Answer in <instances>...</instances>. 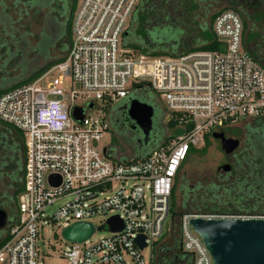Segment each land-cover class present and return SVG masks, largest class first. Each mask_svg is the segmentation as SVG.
<instances>
[{"label": "built area", "instance_id": "1", "mask_svg": "<svg viewBox=\"0 0 264 264\" xmlns=\"http://www.w3.org/2000/svg\"><path fill=\"white\" fill-rule=\"evenodd\" d=\"M138 1L81 0L65 61L0 96V122L23 135L25 150L23 193L14 219L0 230V264H41L39 230L45 225L62 230L76 222L102 226L107 236L94 240L96 230L80 244L62 239L66 264H151L142 252L171 229L173 186L190 149L198 150L214 132L264 119V68L244 50L236 13L222 10L213 19L218 51L152 58L120 45ZM66 79L75 89L69 94L60 88ZM140 83L164 101L168 120L181 133L142 159H117L109 148L98 147L109 129L103 109ZM74 107L83 110L80 122L71 117ZM49 176L55 179L49 182ZM101 216L106 217L103 224L91 223ZM112 217L121 223L120 231L109 230ZM193 218L264 216H179L181 250L191 255L192 264H212L188 225ZM138 237L146 245L142 250L135 244Z\"/></svg>", "mask_w": 264, "mask_h": 264}, {"label": "trees", "instance_id": "2", "mask_svg": "<svg viewBox=\"0 0 264 264\" xmlns=\"http://www.w3.org/2000/svg\"><path fill=\"white\" fill-rule=\"evenodd\" d=\"M76 1L12 0L10 9H2V13L0 14L1 24L4 25L2 26V32L4 36L9 37V45L0 39L1 68L4 69L5 66L12 67L16 64L19 70L17 76L7 77L6 75H0V96L15 88L31 83L40 75L65 61L70 42L71 21L76 9ZM186 1V3L189 2V0ZM168 3L169 0H158V3H152L151 0H139L122 34L120 41L121 48L135 55L152 58H172L193 51L213 52L219 50V43L214 39L212 33V22L218 12L222 10L212 12L207 22L199 25L198 30L200 33L198 38L190 37L185 40L180 39L179 42L175 40L174 43H171L172 50H168L169 46H167V41H161L162 37H166V32L172 27L171 19L167 18L165 13L167 12ZM171 3L172 5H176V3L177 5L178 3L182 4L179 0H173ZM188 4L190 6L191 2ZM0 5L3 6L1 3ZM15 9L19 12L18 20L21 19V15L23 16L25 14L24 16L29 15L39 21L40 31L36 36L28 33L15 35L16 29H12L11 20L7 15L8 10L13 11ZM188 18L192 19L193 17ZM6 24L11 27V33L6 32ZM247 28L245 22H243L244 33H246L245 30L249 31L248 36L250 40L248 43H251L252 40L254 41L255 34L250 32V28ZM242 44L244 50L264 68L263 56L256 53L259 45H257L254 53L247 49L243 40ZM56 51L57 54L54 55ZM35 61H42L43 65L36 67L33 64ZM141 88L146 89L148 87L141 83L133 84L130 91L140 90ZM175 125L176 123L171 120L167 123L166 127L171 130V135L164 139L163 143H166L173 134L179 135L181 133L180 130L175 128ZM220 131L227 132L233 138H241L242 145L252 149L250 151L254 155L252 160L256 163V167L258 166L263 169L262 174L264 176V119L250 120L248 123L244 122L242 129L233 126ZM208 137L205 138V143L208 142ZM158 146L156 144L146 154L132 156V159H142ZM202 150L190 149V152H202ZM24 163L25 150L23 135L12 126L0 122V193L3 198L2 206L3 208L9 207L10 211L15 214L18 198L23 193ZM176 185L177 178L171 195L172 203L174 202ZM217 204L220 207L233 206V209H242L245 205L242 201L233 202L229 200L219 201ZM199 209V205H190L184 212L213 215L237 214L234 210L233 213L216 214L203 212ZM237 212L241 213L239 211ZM185 213H180L178 218ZM242 214L264 216V211L245 212ZM171 215V229L162 238L163 240L167 237V241L161 245V241H158L153 245L151 264H192L191 255L184 253L180 248V230L179 224L175 222L176 214L171 212Z\"/></svg>", "mask_w": 264, "mask_h": 264}, {"label": "flooded vegetation", "instance_id": "3", "mask_svg": "<svg viewBox=\"0 0 264 264\" xmlns=\"http://www.w3.org/2000/svg\"><path fill=\"white\" fill-rule=\"evenodd\" d=\"M182 4L186 1L179 0ZM191 6L197 10L203 11L204 19H207V14L211 10H230L236 13L242 23L245 22L247 29L255 34L254 41L248 43L249 36L248 30L242 31V40L248 50L255 53L257 43L256 40L260 39L261 31L259 27L264 25V0H189ZM188 2V3H189ZM219 6V7H218ZM250 26V27H249ZM168 50H172L170 46ZM262 61V59H261ZM122 104L118 108L109 110L106 113L109 129H116L119 133V138L122 145L131 156H141L146 154L153 148L157 141L162 138L167 127L168 115L166 109L154 107L153 117L150 127L143 125L137 126L131 121L126 114V106L130 100V94L122 99ZM146 103V102H143ZM148 104V103H146ZM215 133H222L226 139L238 140V148L230 154H225L220 147L219 139L210 136L208 140H214L219 144V150L222 161L219 163L214 171V177L211 180L200 179L196 184L195 190L190 189L189 200L181 202V209L187 210L190 205L195 206L197 199H208L210 201L203 202L199 205L201 211L208 213H237L223 214L221 216H236L243 215L242 213L248 212H263L264 211V176L263 169L255 166L251 154V148L242 145L241 138H233L225 131ZM159 142V141H158ZM205 142V141H204ZM205 146V145H204ZM264 151V148H263ZM108 154L115 156L118 152L108 149ZM194 153L189 152L188 158ZM186 159V160H187ZM182 164L181 168L183 167ZM227 165L228 169L223 170L222 166ZM181 171V169H180ZM180 173V172H179ZM176 190L174 191L175 195ZM194 195V196H193ZM242 201L245 205L242 209H233V206H218L219 201ZM237 211L241 212L238 213ZM219 215V214H218Z\"/></svg>", "mask_w": 264, "mask_h": 264}, {"label": "rangeland", "instance_id": "4", "mask_svg": "<svg viewBox=\"0 0 264 264\" xmlns=\"http://www.w3.org/2000/svg\"><path fill=\"white\" fill-rule=\"evenodd\" d=\"M173 0H169L168 6H167V18L171 19L172 27L166 32V37H162L161 41H167V46H171V43H174L175 40L178 42L180 39L185 40L186 38L190 37H196L199 36V25H202L204 22H207L208 18L212 14V12H216L217 10H211L209 14H207V19H204L203 17V11L197 10L194 8V6H189L188 3L180 4L176 3V5H172ZM186 1V0H183ZM81 0L76 1V6L79 5ZM152 3H158V0H151ZM182 2V1H181ZM187 2V1H186ZM0 3L3 5H0V14L2 13V9H10L12 0H0ZM219 7V6H218ZM17 9L15 10H8L7 15L11 20L12 23V29L15 28V35L18 34H31L33 36H36L40 31L39 21L33 19L31 16L26 15L22 16L21 19H19ZM188 17H193L192 19ZM2 25L0 21V39L3 40L5 43H9V37L4 36L2 30ZM6 32L11 33V27H9L6 24ZM259 30L261 31V39L256 40L257 47L256 53L259 55H262L264 58V25L259 27ZM169 40V41H168ZM1 44V42H0ZM9 45V44H8ZM7 45V46H8ZM3 50V49H2ZM12 51V49H11ZM1 54V52H0ZM57 54L54 53V55ZM36 67H40L43 65L42 61H35ZM1 61H0V75H6L8 76H17L19 68L15 64L14 66H5L4 69L1 68ZM50 81V76L45 80V83ZM62 91H64L66 94L71 93L74 89L73 83L70 80H65L62 85L60 86ZM130 98L131 99H137L140 102H146L149 105H153L154 107H160L162 109H166V105L163 100L159 98L156 92L151 91L148 88H141L140 90L130 91ZM78 98L75 100L76 104H80V96L77 94ZM123 100L118 101L117 103L111 105V106H105L103 111L108 112L109 110L118 108L120 104H122ZM245 123L250 122V120L244 121ZM241 122L239 124H236L235 127L242 129L243 123ZM171 130L166 129L164 135L159 141H157L158 145L163 144L164 139L167 137H170ZM209 138V137H208ZM210 139V138H209ZM205 145V146H204ZM98 147L100 149L102 148H113L115 151L118 152V156L120 158H126L130 159L131 156L126 155V151L124 146L121 143V140L119 138V133L116 129H110L108 132L105 133V135L101 138V140L98 143ZM199 149H203L202 152H195L190 158H188L185 162L183 167L181 168L180 173L177 176V185H176V192L174 197V202L171 201V212L176 214L175 222L178 223V215L180 213H185V210L181 209V202L184 200H189V192L190 189L195 190L196 184L198 181L202 178L204 180L208 179L210 181L211 177H214V171L216 166L221 163L222 158L219 150V144L214 140H208L207 143L204 142L203 146H201ZM194 196V195H193ZM206 201H210L206 198L204 199H197L196 205H200L203 202L206 203ZM3 198L1 197L0 193V210H3L6 215V224H10L11 221L15 217V213L10 211V208H3L2 206ZM58 205V204H56ZM55 205V207H56ZM53 209V208H52ZM106 220V217H95L91 219V223L94 225H100L103 224ZM106 229L99 231L93 235V239L97 240L101 237H106L107 232ZM165 236V234H164ZM163 236V237H164ZM160 245L167 241V237L163 240H160ZM36 247L38 250L39 258L41 264H66V261L61 258V253L64 250L65 243L62 240L61 237V229L55 225H45L42 229L39 230V239L36 241ZM143 258L146 262H148L152 258V247H148L142 252Z\"/></svg>", "mask_w": 264, "mask_h": 264}, {"label": "water", "instance_id": "5", "mask_svg": "<svg viewBox=\"0 0 264 264\" xmlns=\"http://www.w3.org/2000/svg\"><path fill=\"white\" fill-rule=\"evenodd\" d=\"M91 108L92 104H89L88 109ZM126 114L135 125L150 127L153 108L149 104L132 99L126 106ZM71 117L75 121H82L83 110L74 107L71 111ZM211 136L219 139L221 150L225 154L232 153L239 146L238 140L226 139L222 133L214 132ZM107 149H104V153ZM125 151L127 156H131L127 153L126 148ZM115 157L120 158L118 154ZM222 169L227 170L228 166L224 165ZM53 179L55 176L48 177L49 182ZM58 184L59 182L55 186ZM6 219V213L0 210V230L6 225ZM107 225L111 232L122 229L121 223L115 217L108 219ZM188 225L201 239L204 248L212 259V264H264V219L193 218L188 221ZM101 229L102 226L95 228L90 223L76 222L62 229L61 237L66 242L80 244L96 230L100 231ZM135 244L140 250L146 246L142 237L136 238Z\"/></svg>", "mask_w": 264, "mask_h": 264}]
</instances>
